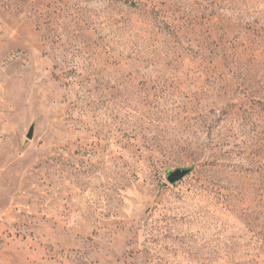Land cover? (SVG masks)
<instances>
[{"label": "rangeland", "instance_id": "obj_1", "mask_svg": "<svg viewBox=\"0 0 264 264\" xmlns=\"http://www.w3.org/2000/svg\"><path fill=\"white\" fill-rule=\"evenodd\" d=\"M0 264H264V0H0Z\"/></svg>", "mask_w": 264, "mask_h": 264}, {"label": "water", "instance_id": "obj_2", "mask_svg": "<svg viewBox=\"0 0 264 264\" xmlns=\"http://www.w3.org/2000/svg\"><path fill=\"white\" fill-rule=\"evenodd\" d=\"M33 134V128L30 127L27 133L28 138H32ZM189 169H184V168H177L173 171H169L167 174V180L169 183L173 184L183 178L186 174L189 173Z\"/></svg>", "mask_w": 264, "mask_h": 264}]
</instances>
